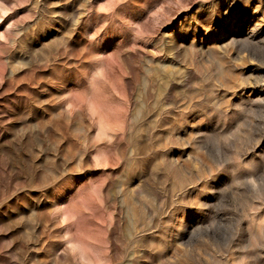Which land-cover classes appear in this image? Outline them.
Here are the masks:
<instances>
[{"label": "rangeland", "instance_id": "374dc122", "mask_svg": "<svg viewBox=\"0 0 264 264\" xmlns=\"http://www.w3.org/2000/svg\"><path fill=\"white\" fill-rule=\"evenodd\" d=\"M0 264H264V0H0Z\"/></svg>", "mask_w": 264, "mask_h": 264}]
</instances>
